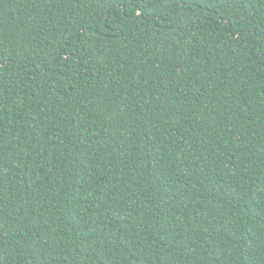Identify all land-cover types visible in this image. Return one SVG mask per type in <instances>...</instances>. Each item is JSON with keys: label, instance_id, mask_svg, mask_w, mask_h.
<instances>
[{"label": "trees", "instance_id": "1", "mask_svg": "<svg viewBox=\"0 0 264 264\" xmlns=\"http://www.w3.org/2000/svg\"><path fill=\"white\" fill-rule=\"evenodd\" d=\"M0 264H264V0H0Z\"/></svg>", "mask_w": 264, "mask_h": 264}]
</instances>
